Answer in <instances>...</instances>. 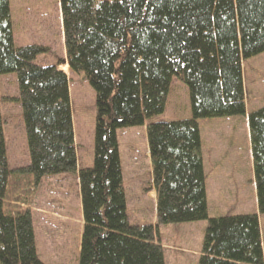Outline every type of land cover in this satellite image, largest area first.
I'll list each match as a JSON object with an SVG mask.
<instances>
[{"label":"trees","instance_id":"16d2710c","mask_svg":"<svg viewBox=\"0 0 264 264\" xmlns=\"http://www.w3.org/2000/svg\"><path fill=\"white\" fill-rule=\"evenodd\" d=\"M66 57L39 60L43 44L17 46L10 0H0V264H46L31 197L8 200L12 174L75 172L83 212L79 264H167L160 226L208 220L199 264H264V106L248 114L258 212L209 216L200 120L247 116L243 63L264 53V0H59ZM70 74L96 92L94 163L78 166ZM188 86L191 117L157 120L172 83ZM4 104L21 108L29 161L10 166ZM146 125L156 220L132 222L119 128ZM79 169V170H78ZM12 184L14 188L15 185ZM152 190V189H151Z\"/></svg>","mask_w":264,"mask_h":264},{"label":"rangeland","instance_id":"374dc122","mask_svg":"<svg viewBox=\"0 0 264 264\" xmlns=\"http://www.w3.org/2000/svg\"><path fill=\"white\" fill-rule=\"evenodd\" d=\"M10 1L16 45L49 46L52 53L39 60L43 64H53L58 58L65 59L59 0ZM66 67L68 66L63 64L61 69L71 77L70 94L78 146V166L89 167L94 163L96 92L84 75H71ZM243 67L248 117L251 111L264 106V53L246 59ZM17 87L16 74L0 75L1 95L15 96ZM3 113L6 118L5 134L10 166H24L29 158L21 108L14 104H4ZM187 117H191L189 89L178 78L172 83L166 112L155 119L161 121ZM247 117L240 115L200 120L210 217L258 212L252 152L245 136ZM117 135L130 218L132 222L139 220L155 224L157 220L153 222L156 217L153 198L156 194L153 191L146 125L119 128ZM247 140L249 142V135ZM218 157L226 167L225 177H220L222 169L213 173V168H210L212 160L216 161ZM10 179L15 187L12 184L9 187L11 192L8 200L13 202L15 195L21 193L24 197H31L33 201L31 208L39 257L46 264H79L84 222L77 173L45 177L40 183H36L30 173L12 174ZM259 215L264 242V214ZM208 223V220H202L160 226L167 264H199Z\"/></svg>","mask_w":264,"mask_h":264},{"label":"crops","instance_id":"0c3cea01","mask_svg":"<svg viewBox=\"0 0 264 264\" xmlns=\"http://www.w3.org/2000/svg\"><path fill=\"white\" fill-rule=\"evenodd\" d=\"M247 122H248V119H247ZM247 135H249V137H250V129H249V124L248 123H247V127H246V130H245V136H246V141H247L248 146L251 147V138H250V140L248 142ZM202 149H203V146H202ZM251 152H252V150H251ZM203 156H204V153H203ZM219 159H220V157L216 158L215 159L216 161L212 160V165H210V168H213V173L219 171V169H222V171L220 172V174L222 176H220V177H225V176H227V174L225 173V171L227 172V170H226V167H225L224 163L221 162ZM251 160H252L251 162H253L252 155H251ZM204 166H205V160H204ZM253 168H254V164H253ZM205 173H206V166H205ZM217 178H219L218 175H217ZM206 179H207V192H208V178H207V174H206ZM254 181H255V179H254ZM214 192L212 193V197L214 196ZM254 194H255V196L257 195L256 194V185H255V188H254ZM153 199H154V209H155L154 215L156 216V195H155V197ZM209 201H210V196H209V193H208V203H209ZM257 213H259V212H257ZM153 222H156V217H155V220L153 219ZM263 247H264V242H263ZM166 261H167V256H166Z\"/></svg>","mask_w":264,"mask_h":264}]
</instances>
